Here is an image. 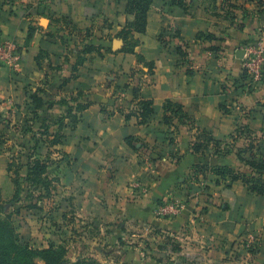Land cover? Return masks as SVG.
<instances>
[{"label": "crops", "instance_id": "crops-1", "mask_svg": "<svg viewBox=\"0 0 264 264\" xmlns=\"http://www.w3.org/2000/svg\"><path fill=\"white\" fill-rule=\"evenodd\" d=\"M128 1L0 0V127L22 125L34 94L55 104L42 116L64 114L68 106L56 103L73 96L89 103L75 127L66 119L61 143L39 144L45 151L37 155L64 169L66 194L53 207L22 200L21 239L35 248L63 244L69 254L83 239L82 255L92 258L96 247L113 246L111 254L126 259L132 252L123 244L149 243L156 262L177 254L204 264H264V195L239 181L215 183V166L245 170L235 153L200 157L192 148L200 130L217 140L241 125L264 131V76L252 85L238 55L264 37V0H155L145 32H134V52L123 50L119 35L135 20ZM137 87L153 101L148 124L118 110H129L123 101ZM168 100L183 106L187 124L165 122ZM11 158L1 143L0 186L13 184ZM197 164L206 172L195 179ZM173 197L182 210L160 215Z\"/></svg>", "mask_w": 264, "mask_h": 264}, {"label": "trees", "instance_id": "trees-1", "mask_svg": "<svg viewBox=\"0 0 264 264\" xmlns=\"http://www.w3.org/2000/svg\"><path fill=\"white\" fill-rule=\"evenodd\" d=\"M184 1L185 0H177V4L184 6ZM154 2L155 0L128 1L127 11L135 14V20L128 23L119 34L125 42L123 48L124 51H135V48L138 45V40L135 38L134 32H145L148 12ZM173 36L176 37L175 35ZM160 39L164 44H169L165 34H161ZM178 50L180 55H186L181 46L178 47ZM147 65L149 68H152V63L150 64L149 62ZM245 73L249 78L250 83L254 85L256 82L251 79L246 70ZM79 95L81 94L79 93ZM78 97L79 96H73L56 103L68 106L66 112L59 115V124L57 128L53 129L50 123H44L36 130V124L45 117L41 115L40 110L45 106H47V109H50L55 104L49 102L45 104L38 94L32 95L33 107L31 116L26 118L22 125H12L10 121L2 123L3 127H0V144L4 142L6 143L5 137L8 132L24 136L32 134L34 136V139L32 140H36L35 135L38 133H44L49 138L53 137L50 142L47 141L50 146L61 143L65 137L62 128L65 125L66 119L72 117L73 119H69V121L72 123V126L75 127L80 121L82 111H84L89 105V103H83L80 101ZM118 99H120L119 96L116 101ZM124 102L127 103V108L129 110L127 112L124 108H118V110L124 113L128 119L132 116H136L140 123H149V120L154 113L153 101L141 97L140 87L135 88L133 99L129 101L124 100L123 103ZM165 108V122L168 125L177 127L178 125L188 123L189 118L181 104L168 100L165 104ZM102 109L106 112L107 107L103 106ZM252 134L253 131L248 126L241 125L238 126L235 132L229 136L228 140H217L214 139L210 133L200 130L197 139L192 144V148L194 153L200 155V157L210 154L211 149L214 151L213 154L218 155L235 153L243 164L248 166V170L245 171L241 168L231 166H215L212 168V171L217 175L215 183L230 187L233 183L239 181L246 185L251 192L258 195H264V152L261 144L257 142L259 139L252 137ZM128 142L132 144L129 139ZM36 143H38V140ZM29 149H32L33 151L30 152L25 161L13 155L10 151L12 160L8 168L12 174L13 183H15L17 187L14 198L10 201L13 205L19 204L22 200H27L24 199L25 192H28V195H30L31 198H34L38 195L36 192L38 186L48 183L43 175L47 173V169L52 164L50 156L45 158L39 157L36 153V146L29 147ZM25 155H28V153H25ZM25 166L28 168L26 176L19 173L20 169ZM205 172L206 166L197 164L192 171L191 177L196 179V175ZM28 182H31V185L27 184V186H25ZM31 186L36 187L32 189ZM206 189H208V187ZM38 197H43V194L40 193ZM26 206L29 208L40 207L36 202L34 203L32 201ZM20 211L21 209L18 207V210H15V213L19 214ZM13 214L14 212L7 210V207L0 200V264H39L37 261L38 258H42L45 264H66L68 262V259H66L67 257L65 256V253H67V247L63 244L51 243L45 248H35L29 243L24 242L15 226ZM79 260L81 262L77 264H101L92 257H83Z\"/></svg>", "mask_w": 264, "mask_h": 264}, {"label": "rangeland", "instance_id": "rangeland-1", "mask_svg": "<svg viewBox=\"0 0 264 264\" xmlns=\"http://www.w3.org/2000/svg\"><path fill=\"white\" fill-rule=\"evenodd\" d=\"M175 2H177V0H175ZM69 119H73V118L70 117ZM38 123H39V126L43 125L44 123L45 124L50 123V125L52 127L57 128L58 124H59V115H57L55 113H54V115H52V114L46 115ZM65 123H66V121H65ZM33 137L34 136L32 134H27L26 136H24V135H17L15 133H9L8 132L6 134L5 138H6L7 145L10 146V151L12 152V154L19 157L21 160L25 161L27 156H29L30 152L33 151L32 149H29V147L36 146V149H37L36 153L37 154H38V152L43 153L45 151V147L41 146L39 144L42 142L45 143L47 141L50 142V140L53 139V137L49 138L44 133H42V134L38 133L37 135H35L36 140H32V139H34ZM252 137L259 139V140H257V142L261 144V146L263 148V152H264V131L253 132ZM37 140H38V143H36ZM25 153H28V155H25ZM240 162L242 163V166L245 168V171L248 170V166H245L241 160H240ZM21 164H23V163H21ZM27 172H28V168L25 166V167L20 169L19 173L21 175L26 176ZM43 176H44V178H46L48 183L47 184L44 183V184L39 185L38 189L36 190L37 194L39 195L41 193V194H43V197H38V195H36L34 198L32 197L33 198L32 199L30 197V195H28L29 193L25 192L24 197L27 200H24L23 201L24 203L29 204L30 201H32L34 203L36 202L38 204V206H40V207L42 205H45V206L48 205L49 207H51L52 205L54 206V204L59 201V198H62L64 196L63 194H66V182L64 180L65 174H64L63 168H55V167L50 168V166H49V168L47 169V173H45ZM27 184L31 185V182L26 183L25 186H27ZM31 187L33 189L36 186H34V187L31 186ZM16 188L17 187H16L15 183H13L11 187L9 185L0 186V200L7 207V210L14 212L13 219H14L17 231L20 233V231H19L20 221H19L18 214L15 213V210H18V206L20 204H14L13 205L10 203V201L14 198ZM83 245H84L83 239H80L79 243H77V245H75L72 248L73 252H71V254L68 253V249H67V253H65L66 254L65 256L67 257L66 259H68V262L66 264H77V263L81 262L79 259L83 258V255H82ZM125 247L128 248L126 250H131V252H132V254L129 258H126V259L116 258L115 255L111 254L114 250L113 246L109 247V245L94 248V250H92V251H94L96 257L93 256V258L95 257V259L97 261H99V263H101V264H168L169 262L171 264H181V263L182 264H204L203 262H199L197 260H195V261L185 260L184 257H182L181 255H177V254H172V256L169 257V260H167L166 262H156L157 257L154 256L152 253H150V244L149 243H144L143 245L137 244L136 248H132V249L130 247H128L127 245L123 244L122 248H125ZM102 248H104L105 250H107L109 252L97 254V251L101 250ZM75 250H77L78 251L77 253H79L80 255H78V254L72 255V253L73 254L76 253ZM182 259H183V261L181 262ZM37 261L39 264H45V262L42 258H38ZM172 262H174V263H172Z\"/></svg>", "mask_w": 264, "mask_h": 264}, {"label": "built area", "instance_id": "built-area-1", "mask_svg": "<svg viewBox=\"0 0 264 264\" xmlns=\"http://www.w3.org/2000/svg\"><path fill=\"white\" fill-rule=\"evenodd\" d=\"M5 46L0 42L1 55L6 54ZM7 56H9L7 54ZM17 59V55H12ZM244 70L250 75L254 82H260L264 76V37L255 44H251L244 54ZM183 208L180 199L173 197L169 201L162 204L158 210L160 215L171 216L178 214Z\"/></svg>", "mask_w": 264, "mask_h": 264}, {"label": "water", "instance_id": "water-1", "mask_svg": "<svg viewBox=\"0 0 264 264\" xmlns=\"http://www.w3.org/2000/svg\"><path fill=\"white\" fill-rule=\"evenodd\" d=\"M240 57H242L244 55V51L240 50L239 54Z\"/></svg>", "mask_w": 264, "mask_h": 264}]
</instances>
